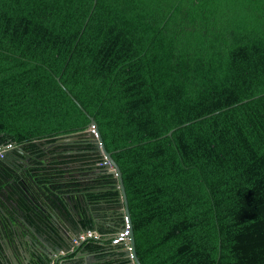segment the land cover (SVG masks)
<instances>
[{"label":"trees","instance_id":"trees-1","mask_svg":"<svg viewBox=\"0 0 264 264\" xmlns=\"http://www.w3.org/2000/svg\"><path fill=\"white\" fill-rule=\"evenodd\" d=\"M89 116L120 167L142 264H264V0H0V194L15 202H0V264L11 211L56 231L41 198L66 203L70 162L101 168L92 210L122 207L93 143L56 156L35 143ZM85 208L94 264H132Z\"/></svg>","mask_w":264,"mask_h":264},{"label":"flooded vegetation","instance_id":"flooded-vegetation-1","mask_svg":"<svg viewBox=\"0 0 264 264\" xmlns=\"http://www.w3.org/2000/svg\"><path fill=\"white\" fill-rule=\"evenodd\" d=\"M70 137H60L59 139L53 141V142H47L45 139H37L35 141H39L40 145L45 153L44 155H54L60 154V152L69 154L72 152H75L78 150L79 147L82 146L83 143L90 142L88 138L86 137H80L78 139H66ZM37 144V143H36ZM50 149H52V153H50ZM5 150H2L1 153H4ZM50 153V154H49ZM104 165V162H102ZM98 162H95V166L93 169H89L87 166H81V164L70 162L65 167V172L63 174V179L61 180L63 183H66V186H64V189L62 191V198H64V201L66 203H52V201H48L44 199L43 197L47 198L45 195H42V203L41 204L45 214L51 213L53 215V220L56 219L61 214L54 215L57 213L56 208L61 207L64 211V214L66 217H71L70 224L73 226L79 227L81 220L83 218L82 214L84 212H87L86 206L89 207L88 212H91L93 220H96L97 223L102 224L105 222V224L112 226L113 230L117 231V229L120 226V209L117 205H113L112 207L109 206V203H106L104 199H100L98 202L99 207L103 209V213L105 210V214L100 213L98 214L95 212V210H92V202L90 198V193L92 191H96L100 189V176L99 172L101 168L97 167ZM101 165V163H99ZM105 166V165H104ZM67 187V188H66ZM7 194L3 193L0 194V202L4 204L6 207H13L14 203ZM3 206V205H2ZM15 206V205H14ZM46 208V209H45ZM48 212V213H47ZM10 218H11V238L3 240V244L5 245L4 254H7V248L10 249L11 252L17 253L16 246L19 244V248L21 247L23 251L26 253L29 251L30 248V241H35V238L33 236V233L41 238L46 239L47 237L41 232V230H37L34 226L30 225L28 222L23 221L19 219L20 217L16 215L14 211L10 212ZM83 223V221H82ZM33 232V233H32ZM41 235V236H40ZM44 237V238H43ZM111 237V236H110ZM112 252L116 254V257L119 258H125V254L122 252L121 248L116 245H110L109 246ZM18 248V249H19ZM42 248L44 249V255L47 256L49 259L48 262L50 264H53L52 262L54 260L57 261L58 257L54 256L53 258H50V254L47 248H49L47 245H43ZM87 250V249H86ZM93 254L94 253H91ZM95 256V255H94ZM76 258L81 259V264H94L104 261V258L95 257L96 260H90L86 259L84 257L76 256ZM98 258V259H97Z\"/></svg>","mask_w":264,"mask_h":264},{"label":"water","instance_id":"water-1","mask_svg":"<svg viewBox=\"0 0 264 264\" xmlns=\"http://www.w3.org/2000/svg\"><path fill=\"white\" fill-rule=\"evenodd\" d=\"M64 89L72 97L73 101L86 113V111L81 106V104L70 94V92L65 87ZM210 115H207V116H210ZM89 117H90V122L95 125L96 123L93 117L91 116ZM186 124H183L182 126ZM173 130L174 129L168 131L166 135L168 136L171 135ZM80 137H86L89 139L91 143L94 144L95 148L97 149L99 154L102 156L103 162H105L104 163L105 167L108 168L109 172L111 174H114V176L116 177L117 186L121 194L120 198H121V203H122L121 204L122 209H120V213L128 215L130 219L128 201H127V196H126L125 187L123 184L122 173H121L120 167L118 166L116 161L112 158L111 153L106 150L104 141L102 139V136L98 128L96 127V133L92 132L88 128V129H85L83 132L75 133L66 139H78ZM35 143L40 144L41 142L39 143V141H35ZM118 208H120V206ZM56 211L58 214H61V215H59L58 217H56V219L53 220L57 229L56 231H54L53 234H48L50 239H47V240L41 239L35 234V232L34 233L32 232L35 238V241H30L29 251L25 253L21 247L19 248L20 243L18 244V246H16V251H18L17 254L19 253V256H20L19 264H41L39 262L42 261L40 259V255L44 254L43 248H42L43 245H47L49 247L47 249L49 251L50 258L57 256L59 260L60 258L64 257L66 254H71L73 252V249H75L74 251L75 256L84 257L86 259H90L93 261L96 260L95 256L93 254H90V252L85 249V246L83 245V241L76 242L79 239L80 234L85 232L87 229H89V227L83 226L81 223L79 227H76V226L72 227V224H70L71 217H66V215L64 214V211L58 207L56 208ZM95 223L97 224L96 220H95ZM130 224H131V232H130L129 243L131 246V250L122 251V252L125 254L126 257H129V255L132 256V259H133L132 264H142L136 254L135 237H134L131 219H130ZM61 251L64 253H61ZM5 264H17V263L16 261L12 260L11 262L6 261ZM46 264H50V263L47 262Z\"/></svg>","mask_w":264,"mask_h":264},{"label":"built area","instance_id":"built-area-1","mask_svg":"<svg viewBox=\"0 0 264 264\" xmlns=\"http://www.w3.org/2000/svg\"><path fill=\"white\" fill-rule=\"evenodd\" d=\"M90 130L96 133V126L92 124L90 126ZM7 147L8 148L11 147V144L7 145ZM130 232H131V224H130L129 216L126 214H122L121 225L119 226L117 231L113 234V236L110 237L111 244L116 246H121L122 251H130L131 250V246L129 243ZM89 238L98 239L100 238V234L97 231L88 229L80 234L79 239L77 241H85L86 239ZM128 258L132 263L133 262L132 256L129 255Z\"/></svg>","mask_w":264,"mask_h":264},{"label":"crops","instance_id":"crops-1","mask_svg":"<svg viewBox=\"0 0 264 264\" xmlns=\"http://www.w3.org/2000/svg\"><path fill=\"white\" fill-rule=\"evenodd\" d=\"M74 251H75V249H73V252L72 253H74ZM7 254H4V256L6 257V259L8 260V261H12V260H14V261H16V263L17 264H19V262H20V256H19V253L17 254V253H13V252H11L10 251V249L9 248H7V252H6ZM71 253V254H72ZM76 257V256H75ZM53 263V262H52Z\"/></svg>","mask_w":264,"mask_h":264},{"label":"clouds","instance_id":"clouds-1","mask_svg":"<svg viewBox=\"0 0 264 264\" xmlns=\"http://www.w3.org/2000/svg\"><path fill=\"white\" fill-rule=\"evenodd\" d=\"M89 129H90V128H89ZM104 163H105V162H104ZM121 209H122V207H121ZM87 230H88V229H87ZM77 242H78V241H77ZM83 242H84V241H83ZM61 253H64V252L61 251ZM57 260H58V259H57Z\"/></svg>","mask_w":264,"mask_h":264}]
</instances>
